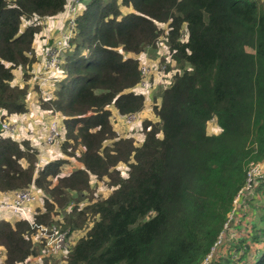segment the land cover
Returning <instances> with one entry per match:
<instances>
[{
	"label": "trees",
	"instance_id": "trees-1",
	"mask_svg": "<svg viewBox=\"0 0 264 264\" xmlns=\"http://www.w3.org/2000/svg\"><path fill=\"white\" fill-rule=\"evenodd\" d=\"M68 1L0 0V122L26 111L28 87L12 83L13 70L33 78L40 25ZM80 3L58 66L64 77L39 100L62 118L64 157L38 166L27 140L0 130V193L31 188L42 200L35 223L69 235L90 226L58 259L26 220L0 219V264L41 255L43 264H201L249 164L264 161V0ZM163 40L176 72L136 145L114 130L110 109L121 117L142 110L144 94L133 90L141 80L136 55ZM68 158L77 165L61 174ZM103 183L110 193L100 197ZM242 206L235 237L227 235L208 264H264V179Z\"/></svg>",
	"mask_w": 264,
	"mask_h": 264
},
{
	"label": "rangeland",
	"instance_id": "rangeland-1",
	"mask_svg": "<svg viewBox=\"0 0 264 264\" xmlns=\"http://www.w3.org/2000/svg\"><path fill=\"white\" fill-rule=\"evenodd\" d=\"M74 6H75L76 11H75V15H72L71 8ZM82 7H83V5L80 3V0H78L77 2H76V0H69L68 4H66L64 10L61 13H59L55 17L48 18V19L58 20L54 23V26H55L54 29L51 30L50 26L48 25V24H50L49 23L50 20H46L45 22L41 23V25H40L42 27L41 33H39L38 36L36 37L35 45L38 44L39 48H41L42 46H44V43H46V42H51V41L55 42L59 38L64 39V37H65V35L69 29V19L75 17L80 12ZM28 23H29L28 21L25 22L23 20L22 25H21V29H24ZM42 32L44 34H42ZM41 36H44L42 39L43 42L39 43V40H40L39 38ZM158 44H159V46L156 50L146 49L145 51L136 55V58L139 60V65H148V67H149V74L145 78V80L147 81L149 89H146V88L142 89L140 86H136L133 89L137 93L144 94L145 102H144V106H143L142 110L140 112H138L137 114L131 115V120H128V119H126V116L121 117L118 114H116V112L113 108L110 109L111 110V122H112L114 130L118 133V135H120L122 137H127V138L133 139V141L135 142L136 145L137 144L139 145L143 140V133L141 130V125H142L143 121H145V120L155 121L156 120L155 115L153 114L154 106L159 101V96H160L161 90L165 86H167L168 82L171 80L173 73L176 72V68H175L174 63L171 62L168 57H165V56H167V49L165 47L164 40L160 41V43H158ZM63 57H64V55H63ZM163 57L166 60L165 62H161L162 61L161 59ZM159 65H165V68H166V66H168V67H170V69L169 70L164 69L161 71L160 70L161 68L159 67ZM13 74H14V79L12 81L13 84L20 86V87H23V86L28 87L27 94H26V97L24 100V103L26 105L25 106L26 111L22 114H14V115H23L24 118L26 116L31 117L33 115L34 123L35 124L40 123V125L38 126V129L41 126V122H42V124L45 125V120L47 117H48L49 121L51 119L52 120L56 119L59 121V124H60L62 118L59 116V114L52 112V111L44 110L40 107V104H39L40 99H43V100L48 99V97H49L48 90L52 85H54V82L49 81L47 84L42 85V83L39 84L37 81H35L34 80L35 78L34 79L28 78V79L24 80L22 77V69L20 67L14 69ZM52 75L56 76V75H58V73L54 72V73H52ZM35 109H37L36 112H34ZM42 114L45 118H41ZM11 116H13V115L4 117V121L9 124V127L11 129H13L12 132H9L11 134H8L7 133L8 131L7 132L2 131L1 128H0V130L4 136H9L12 138L18 130V124L15 123V121H13L11 123L8 121V119H10ZM14 117H17V116H14ZM49 126H50V124L47 125V123H46V127L49 128ZM29 128H32V127H29ZM60 131H61L62 136H63L64 130L62 132V129H60ZM208 131L211 134H215L219 131L215 122L211 121L208 123ZM46 135L44 137L45 140H46ZM12 139H15V138H12ZM61 142H62V140L59 142L58 145L54 146L52 149H47L46 148L47 146L45 144L43 145V141H42V145L40 146V148H43L42 152L39 153L35 149L37 151V156H36L37 158L36 159H37L38 166H40L43 163L41 160V157L43 155H45V154L50 155L53 152H55L56 149L58 152H61V157H64L62 155V151L60 149ZM56 159H58V158H56ZM72 164H76L74 162V159L72 160L71 158H68V163L63 164L62 166L64 169H66V168L69 169L72 166ZM260 164L264 165V162L260 163ZM117 169H119L122 173H125L127 170L125 164H123V163L118 164ZM62 171L63 172H61V174L67 173V172H64L63 169H62ZM33 191H35L36 194L40 193L36 188ZM31 193H32V191H31ZM109 193H110V189L104 183L100 184L98 186L97 194L100 197H105ZM37 198H38V195H37ZM41 203H42V200H41V197L39 196L38 199L29 203L28 204L29 206L27 205L28 207L26 206V213H27V216L29 219H33L32 217H33L34 213L36 212V209L41 207V205H42ZM245 211H246V209L244 208V206H240L239 209L236 210L234 213H231L230 215L228 214V218L231 217L229 222H231L232 224L230 223L231 224L230 225L228 222V227L223 228V230L221 231V233L219 234V236L216 240L217 244L214 246V249L209 254L208 261L205 262L204 264H208L215 255H216V257L218 256V254H217L218 249L220 248V245L222 243H224L225 237L227 235L230 239L235 237L236 233L233 232V229L231 227L233 226V224L238 222V220L240 219V216H242ZM4 212H7V210L1 211L0 215L3 214ZM11 215L14 216V214H11ZM248 218L249 217H245V220H248ZM0 219L10 221L7 217H1L0 216ZM14 219H17V217L14 216ZM58 219H61V218H56V221ZM242 224H244V223H242ZM52 226H55L59 231L66 233L65 234L66 235L65 236V242L63 244L62 249L60 250V252L55 253L53 255V258L60 259L62 257V255L65 254L67 249L72 246V244L76 241V239L85 233V231L89 228L90 224H87L82 230H77V231L71 233L70 235H69V232L64 231V230L63 231L60 230V228L56 224H54ZM37 237L38 236L34 237L35 238L34 242H35L36 246L41 244L39 239H38L39 237L38 238ZM222 249L224 251V248H222ZM42 252H41V254H42ZM0 255H1V253H0ZM38 256H40V255H38ZM216 257H214V258H216ZM1 258H3V256H1ZM27 264H43V256L41 255L40 257H36V258L31 257Z\"/></svg>",
	"mask_w": 264,
	"mask_h": 264
},
{
	"label": "built area",
	"instance_id": "built-area-1",
	"mask_svg": "<svg viewBox=\"0 0 264 264\" xmlns=\"http://www.w3.org/2000/svg\"><path fill=\"white\" fill-rule=\"evenodd\" d=\"M77 1L78 0H76V2ZM71 11L72 15H75V6L71 8ZM74 19L75 17L69 19V29L64 39L59 38L55 42L53 41L51 45H44L39 49V62L38 66L35 68L33 75V78H35V80H37L39 84L42 83L43 85L49 79L53 80L52 73L56 72L59 69L58 66L61 63L63 53L68 47V40L72 35ZM126 57V55H123V58ZM159 67L161 68V71L165 69V65H159ZM139 71L141 80L139 81L137 86H140L142 89L147 88L148 84L145 78L149 74L148 65H139ZM126 119L131 120V115H126ZM49 124L50 126L46 135L45 145L47 146V149H52L62 140V133L60 131L61 128L58 120L53 119ZM0 128L2 131H8V134H11L9 132L13 131V129L9 127V124L4 120L0 122ZM260 179H264V165L260 163H250L245 175V184L237 191L232 202L233 209L229 213V215L231 213H234L239 209L240 206L244 204L246 197L252 194L253 188L259 183ZM34 200L36 199L35 196L31 193V188L11 192L9 201L0 202V212L7 210V212L14 214V216H16L17 218L26 220L30 228L36 231V234L40 235V238H42L44 242L45 252L60 251L65 242L66 233L59 231L55 226H45L42 224H38L33 222L32 219L28 218L26 213V206ZM230 219L231 217L228 218V221L224 224L223 228L228 227V222ZM216 244L217 241L211 247L210 253L212 252ZM209 254L205 257L201 264H204L208 261Z\"/></svg>",
	"mask_w": 264,
	"mask_h": 264
},
{
	"label": "crops",
	"instance_id": "crops-1",
	"mask_svg": "<svg viewBox=\"0 0 264 264\" xmlns=\"http://www.w3.org/2000/svg\"><path fill=\"white\" fill-rule=\"evenodd\" d=\"M58 21L56 19H50L49 23L48 24L50 26V29H54L55 26H54V23ZM42 34H44L42 32ZM43 37L44 36H41L39 39V43L40 42H43ZM38 66V63H36L34 65V69ZM58 73V75L56 76H52L53 80H48L47 82H45L43 85L47 84L49 81H53L54 82V85H52L48 92H49V95L52 94V92L54 91V89L56 88V86L58 85V82L64 77V73L62 72V70L58 69L56 71ZM56 84V85H55ZM146 89H149L146 88ZM145 89V90H146ZM37 109L34 110V112H36ZM14 116H17V117H14ZM33 115L30 117V116H26L25 118L23 117V115H13L10 117V119H8V121L11 123L13 121H15V123L18 124V130L17 132L15 133V135L12 137V138H15L14 140L15 141H22V140H27L30 145L36 149L39 153L42 152L43 148H40V146L42 145V141H43V145L45 144V135L48 133V128L46 127V123L47 125H49L50 120L48 119V117L46 118L45 120V125L42 124L41 122V126L40 128L38 129V126L40 125L39 124H35L34 121H33ZM41 118H45L43 116V114L41 115ZM29 127H32V128H29ZM53 152V151H52ZM38 153V154H39ZM56 158H62L61 157V152H58L57 149L55 152H53L52 154L48 155V154H45L41 157V160L42 162H47V161H52ZM75 165L77 164H72V167H75ZM71 168V167H70ZM70 168H66L64 170V172H69L70 171ZM63 172V171H62ZM11 197V192H8V193H0V202H4V201H9ZM29 206V205H28ZM27 206V207H28ZM1 217H7L10 221H14V216L11 215V213H8V212H4L3 214L0 215Z\"/></svg>",
	"mask_w": 264,
	"mask_h": 264
}]
</instances>
